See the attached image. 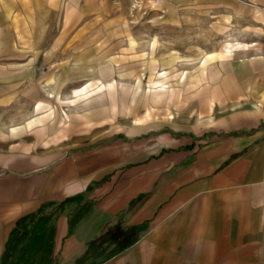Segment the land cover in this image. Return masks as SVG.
<instances>
[{
	"label": "rangeland",
	"instance_id": "374dc122",
	"mask_svg": "<svg viewBox=\"0 0 264 264\" xmlns=\"http://www.w3.org/2000/svg\"><path fill=\"white\" fill-rule=\"evenodd\" d=\"M214 53L264 67V5L0 0V179L37 185L65 160L87 169L93 154L98 170L120 169L173 136L264 128V110L248 112L242 96H212L233 72Z\"/></svg>",
	"mask_w": 264,
	"mask_h": 264
},
{
	"label": "crops",
	"instance_id": "0c3cea01",
	"mask_svg": "<svg viewBox=\"0 0 264 264\" xmlns=\"http://www.w3.org/2000/svg\"><path fill=\"white\" fill-rule=\"evenodd\" d=\"M228 58L207 59L233 69L212 96L263 112L264 67ZM205 136H173L120 169L98 170L93 154L37 185L0 179V264H264V128Z\"/></svg>",
	"mask_w": 264,
	"mask_h": 264
},
{
	"label": "trees",
	"instance_id": "16d2710c",
	"mask_svg": "<svg viewBox=\"0 0 264 264\" xmlns=\"http://www.w3.org/2000/svg\"><path fill=\"white\" fill-rule=\"evenodd\" d=\"M181 133H177V135H180Z\"/></svg>",
	"mask_w": 264,
	"mask_h": 264
}]
</instances>
